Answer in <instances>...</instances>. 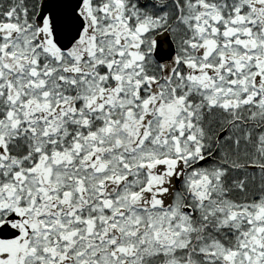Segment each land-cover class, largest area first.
I'll return each mask as SVG.
<instances>
[{
  "label": "snow or ice",
  "instance_id": "1",
  "mask_svg": "<svg viewBox=\"0 0 264 264\" xmlns=\"http://www.w3.org/2000/svg\"><path fill=\"white\" fill-rule=\"evenodd\" d=\"M0 264H264V0H0Z\"/></svg>",
  "mask_w": 264,
  "mask_h": 264
}]
</instances>
